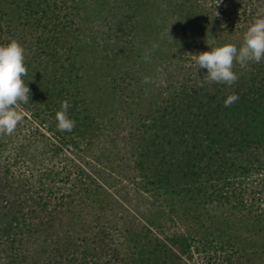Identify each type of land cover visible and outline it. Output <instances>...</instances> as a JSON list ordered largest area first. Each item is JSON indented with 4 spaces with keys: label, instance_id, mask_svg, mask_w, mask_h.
I'll use <instances>...</instances> for the list:
<instances>
[{
    "label": "trees",
    "instance_id": "1",
    "mask_svg": "<svg viewBox=\"0 0 264 264\" xmlns=\"http://www.w3.org/2000/svg\"><path fill=\"white\" fill-rule=\"evenodd\" d=\"M261 17L264 0H0L31 92L0 136V264H264V60L201 87L193 59Z\"/></svg>",
    "mask_w": 264,
    "mask_h": 264
},
{
    "label": "clouds",
    "instance_id": "2",
    "mask_svg": "<svg viewBox=\"0 0 264 264\" xmlns=\"http://www.w3.org/2000/svg\"><path fill=\"white\" fill-rule=\"evenodd\" d=\"M158 47V44H153L151 50H145V62H150L151 51ZM193 59L199 69H207V75L199 86L214 82L232 86L239 80L238 74L233 70L236 64L242 69H248L250 62L260 63L264 60V17L257 18L249 26L243 35L241 46L224 44L211 48V51L193 55ZM27 74L23 46L15 39L7 45H0V136H11L24 119L21 105L29 103L31 93L23 79ZM142 82L150 83L151 78L145 77ZM238 99V95L232 93L227 96L224 106L230 107ZM70 107L69 101L64 100L60 110L56 112L57 129L61 132H72L76 126V121L68 115Z\"/></svg>",
    "mask_w": 264,
    "mask_h": 264
},
{
    "label": "rangeland",
    "instance_id": "3",
    "mask_svg": "<svg viewBox=\"0 0 264 264\" xmlns=\"http://www.w3.org/2000/svg\"><path fill=\"white\" fill-rule=\"evenodd\" d=\"M24 122H25V120H24ZM14 133H16V131ZM7 149H8V151L6 153L8 154L9 152H11L14 149V145L9 143L7 146ZM128 200L130 203L138 205L137 200L134 196H132V195L129 196ZM234 261H236V260H234ZM190 264H202V261L200 260V255L198 253L194 252V260L190 261ZM235 264H245V263L241 260V262L239 261ZM253 264H259V263H258V261H254Z\"/></svg>",
    "mask_w": 264,
    "mask_h": 264
}]
</instances>
